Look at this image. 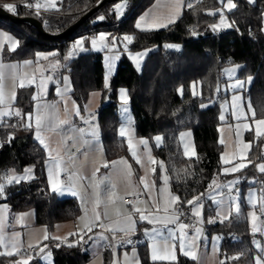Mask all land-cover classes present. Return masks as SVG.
<instances>
[{"label":"trees","instance_id":"trees-1","mask_svg":"<svg viewBox=\"0 0 264 264\" xmlns=\"http://www.w3.org/2000/svg\"><path fill=\"white\" fill-rule=\"evenodd\" d=\"M3 1L29 3L32 0H0ZM100 1L61 0L57 9L48 13L18 12L15 15L35 18L46 33L58 34ZM117 1L120 0L105 2L77 30L57 40L42 36L27 23L14 24L0 19V28L12 33L19 41L17 50L5 52L4 58L32 59L39 52L54 51L55 58L63 60L73 40L81 37L87 45V40L99 33H112L116 42L125 35L132 36V42L128 43L131 52L148 48L150 52L143 59L140 70L121 54L107 87L101 53L88 51L70 60L66 68L72 96L82 105L91 91L101 93L102 102L95 113L105 159L111 161L129 158L126 141L118 135L117 93L124 88L135 136L147 139L155 159L164 164L170 188L179 197L178 206L192 207L187 204L188 200L197 196L204 199L214 186V180H224L220 160L223 147L218 127L220 106L229 94H221L217 86L222 82V70L226 66L239 67L238 79L251 78L244 95L255 112V119L264 118V0L253 3L232 0L236 7L227 15L230 27L221 33L212 30L219 19V0H197L190 8L185 5L177 21L149 31L135 28V20L155 0H124L129 3V8L120 20L113 11ZM101 16L103 20L99 19ZM193 83L198 85L196 95L191 92ZM34 91L32 86L17 90L13 106L22 115L31 112ZM184 132H189L192 137V157L184 154L179 140ZM157 137H160V144L156 143ZM246 139L250 143L247 164L235 175L240 179L259 177L263 181L264 173L255 172L251 163L264 158V149H261L264 136L254 137L247 133ZM45 161V152L34 140L30 129L20 122L12 123L11 117L0 122V177L22 174L28 168L33 173V178L28 181L6 184L0 204H7L13 213L34 211L35 224L47 232L45 243L49 245L52 264H86L90 256L88 235L91 231L58 244L50 240L55 225L76 220L81 209L76 198H60L49 190ZM132 166L135 168L133 163ZM157 172L155 168L154 174ZM242 184L249 186L246 182ZM240 198L242 201V192ZM214 212L215 207L204 199L199 218L205 224L208 237L216 233L221 238L218 264H255V258L260 256L255 242L262 240L261 235L251 232L245 217L231 215L219 222L213 220ZM209 220L214 222L209 223ZM14 259L1 257L0 264H11ZM139 260L140 264H195L183 256L174 262L151 261L145 244L139 246ZM28 264L41 262L34 258ZM104 264H110L109 249L104 253Z\"/></svg>","mask_w":264,"mask_h":264},{"label":"crops","instance_id":"crops-1","mask_svg":"<svg viewBox=\"0 0 264 264\" xmlns=\"http://www.w3.org/2000/svg\"><path fill=\"white\" fill-rule=\"evenodd\" d=\"M41 5V8L46 11H52L57 9L58 3L61 0H37ZM221 2V7L218 9L219 19L214 25H219V27L214 28L212 26V30L215 33H221L226 29H229L230 24L227 18L228 13H230L234 8H227V0H219ZM170 0H155L143 13H141L135 20V28L137 21L141 16H146V21L150 23L153 19V16H159L163 19L164 23H167V18L174 13V9H170L166 5H168ZM126 5V1L124 2ZM181 8L177 19L180 17L183 7L185 6V0H181ZM125 6L122 9L121 15L122 17L116 19L120 20L125 15ZM114 11V9H113ZM115 14V12H114ZM221 15L224 17L225 24L221 25ZM172 24V23H170ZM168 24V25H170ZM167 25V26H168ZM227 25V26H226ZM142 27L146 28L147 24L142 25ZM165 28V27H162ZM162 28H152L150 30H158ZM140 31H149L142 30L137 28ZM0 32L7 33L12 36L15 40H18L12 33L0 28ZM98 35V34H97ZM97 35L90 37L86 42L83 38H76L70 43L69 49L66 53V56L63 60L55 58V52H39L43 54L42 56L35 55L32 59H23V60H6L4 58L5 52L13 53L14 51H10V44L8 41H2L3 50L0 52V63L7 65H17L15 71V76H13L12 69L8 67H4L0 69L4 73V95L5 102L4 104H0V112L11 111V115L0 116V122H2L6 118L17 117L15 112L17 109L13 106L16 93L19 88H24L28 86L34 87L35 91L33 93V103L31 109V127H28L27 124L28 116L27 114L18 117L20 124L28 128L32 131L34 140L38 143V145L44 150L46 161H45V175L47 179V185L51 192L55 193L57 197H74L78 200L80 205V215L74 220L77 225V221L87 220V225L93 223V207L94 201L96 200V196L94 192L96 191L95 185L100 184L99 192H100V204L96 208V211L101 214V221L98 223H103L105 228L102 229V234L99 233L101 239L103 238V247L100 249V252L95 255L97 260L92 262V258L94 256L90 255V239L88 244V252H89V260L86 264H104V253L107 249L110 250V264H113L114 261L118 262V264H125V254H127L128 264H134V261L139 260V246L145 244L148 252L149 259L151 261V253H152V239L149 235H145V230H149L151 232L153 229H159L163 232L165 237H168L167 246L169 252L174 253L175 259H166V260H155L162 262H174L180 256H183L187 259L193 260L191 256H185L184 251H180V235L181 230L179 228V224L183 223V221L179 218L174 223H149L148 220H140V213H136L134 208H139L142 213L148 214L149 219H152L154 215H158L161 218L166 215L176 214V209L178 207V201L175 203L169 204V213H164L163 211L156 213L155 205L156 202L159 201V207L163 209L164 201L169 199L170 196H175L172 192L169 179L167 184L164 182V176H167L165 166L162 162L157 161L153 156L151 151L150 143L145 138H140L135 136L134 132V124L130 113V118H127L125 125L120 118L119 115V105L117 106V112L120 118V125L118 127V135L121 138H124L126 141L129 158L120 157L111 161H107L105 159L102 141L99 136L98 126L93 128H87L83 132L78 131V128L75 124V120L81 115V113L86 111L97 112L98 108L101 105V93L99 91H91L88 95V98L85 103L79 105L77 101L72 96V85L69 77L68 70L66 68L68 62L81 54H84L88 51H93L95 53L103 52L104 47H101L98 43L96 47H93L91 41L93 38H96ZM83 39L82 47L84 50H80V47H75L77 40ZM98 40V38H96ZM117 43V42H116ZM118 44V43H117ZM18 48V47H17ZM16 48V50H17ZM15 50V51H16ZM119 50H122L119 47ZM69 52H72L71 57H68ZM120 55L123 53L120 51ZM54 54V55H49ZM102 54V53H101ZM124 54V53H123ZM119 55V56H120ZM103 56V54H102ZM113 57V56H112ZM114 58V57H113ZM111 58V62L112 61ZM118 58L115 59L116 67L118 63ZM25 61H32L31 64H25ZM59 61V63H57ZM116 70V69H115ZM238 74V71H237ZM237 74L235 78H237ZM223 76V74H222ZM67 78V81L65 80ZM21 80L24 83V87H20ZM226 79H222V82H226ZM246 84V83H245ZM244 86L242 88H225L224 94L228 93L229 97H233L235 95H241L245 97L244 93L248 89V86ZM121 89V88H120ZM14 94V95H13ZM124 95L127 100V92L124 90ZM118 101L121 98V91L118 90L117 93ZM35 97V98H34ZM122 100V99H121ZM119 103V102H118ZM129 104V102H128ZM45 105H54L55 107L51 110L54 115L58 117V120H67L66 124H59L58 121L55 123L53 128H49L45 126L42 130L41 137L44 140L42 144L40 140L36 138V123L35 118L37 114H45L46 109ZM243 107L246 108L245 102L243 101ZM77 109L79 114L77 115ZM130 109V107H129ZM253 113V110H252ZM239 123H235L233 121L232 115L227 119L225 128L232 127L228 133H231V136L234 137L237 141V159L233 160L230 163H222L223 169L221 170V175L224 177L225 181L228 178H232L238 171H229L228 173L224 172L225 168L232 169L233 167H237L239 165H244L239 169V171L244 168L247 164V157L250 151V143L246 139L247 133H252L254 137H257L255 134L256 125L250 116L247 113V117L245 119H238ZM221 124V123H220ZM248 124L250 128H245L244 125ZM224 125V124H223ZM222 126V125H221ZM220 126V127H221ZM218 127V137L220 138L221 130L219 131ZM124 129L125 134L122 136L120 134L121 129ZM227 131V130H226ZM227 133V134H228ZM229 135V134H228ZM230 136V135H229ZM231 137V138H232ZM179 140L181 142V146L183 148L184 154L187 157L194 156V147L192 142V137L189 132L181 133L179 136ZM160 141V140H159ZM156 143L159 144L160 142ZM220 141V140H219ZM143 142H146L143 143ZM47 145V147H45ZM223 147V145H222ZM224 150V149H223ZM222 150V152H223ZM133 152L136 153V156H133ZM137 159L140 160V163H137ZM154 161V162H153ZM132 163L135 165L133 168ZM161 164L163 167H161ZM59 165V166H57ZM128 166L131 167V175H127ZM155 168L158 169L157 174L155 175ZM31 171L26 173V171L22 174H16L17 177H24L26 175L29 179L20 181H28L33 178L32 169L28 168ZM98 169V171H97ZM93 172L96 173L95 177H93ZM51 173V177H50ZM58 174V175H57ZM11 175V174H10ZM69 175L72 176V180L69 181ZM65 176V183L61 182V177ZM168 177V176H167ZM86 178V179H85ZM141 178H143L144 183L149 185V188H145L144 183H141ZM55 179L59 182V187L56 191H53L51 180ZM19 181V182H20ZM220 181V180H219ZM154 182V186H153ZM113 185L115 187H113ZM69 186L72 187V191L66 190ZM263 186V185H262ZM234 187V186H233ZM166 189L163 193H160V189ZM235 188H233L234 190ZM232 190V191H233ZM73 191L76 193L73 195ZM142 194L143 199L141 201L132 202L130 205L123 201V198L130 196L132 194ZM210 193V192H209ZM208 193V194H209ZM207 194V195H208ZM204 199L207 200V197ZM204 199L199 200V205L201 207L204 203ZM209 200V199H208ZM210 201V200H209ZM7 217L4 223L0 222L2 225L3 234L6 238L12 236L14 233L19 234L15 237L16 248H12L10 244L6 243L0 245V258L1 257H15L12 260L11 264H22L23 261L27 260L29 263L34 258H38L41 261V257H36L37 248L45 243L47 239H45V235L47 234L46 230L42 226H38L35 224V214L30 213L29 211L22 213H13L10 207L7 204ZM193 207V206H192ZM107 211V217H104V212ZM121 215H118L117 213ZM21 214L23 215V219H21ZM131 214L133 216L135 223L134 232H130L127 235L117 231L115 233V239H113V233L108 231V227L119 228L123 225L122 223H118V221H122L123 216ZM260 220V219H259ZM1 221V220H0ZM201 224H198L192 228H186L183 230L184 233V250H188L189 244H193V249L191 251H195L197 255V259L193 260L195 264H201L202 256L201 251L204 246H206L204 240L205 237L209 240L211 236H207L206 232H203L202 224H204L202 218H200ZM58 223L55 225L53 231L50 233V240H53L55 244L60 242H64L66 239H60V236H63L65 232V224ZM77 227V226H76ZM87 228V227H86ZM100 227L96 228L97 230ZM196 228L201 229V233L198 238L193 240V237L196 236ZM95 228L92 227V230ZM168 229H172L175 235V239L169 236ZM89 232L87 229L84 233ZM83 233V234H84ZM72 234V233H71ZM73 237V235H71ZM261 236L264 235V230L259 233ZM82 235V234H81ZM81 235H77L76 237H80ZM59 239H56V238ZM107 237L108 239H104ZM62 238V237H61ZM128 239L132 240L131 244L126 243ZM159 240L160 237H157ZM205 243V244H204ZM26 247V249L34 248V251L31 252V257L26 258V256L30 255L23 254L22 250ZM177 248V251L175 249ZM219 248V247H218ZM207 250L209 248L207 246ZM11 252L12 255H8ZM209 253V252H207ZM99 259V260H98ZM49 260V259H48ZM99 261V262H98ZM112 262V263H111Z\"/></svg>","mask_w":264,"mask_h":264},{"label":"snow or ice","instance_id":"snow-or-ice-1","mask_svg":"<svg viewBox=\"0 0 264 264\" xmlns=\"http://www.w3.org/2000/svg\"><path fill=\"white\" fill-rule=\"evenodd\" d=\"M25 6L26 7H35L37 9V12H39V9L41 8V5L39 3L26 4ZM166 6L169 7L170 9H174V13L167 18V23H164L163 19L161 17H159V16H153L152 21L150 23H148L146 21V16L148 14H145V16H141L140 19L137 21L136 27L140 28L142 30H150L152 28L167 27L168 24L174 23L175 19L179 15L180 8L182 6L181 5V0H170L169 4L166 5ZM187 6L189 8L192 7L191 4H188ZM226 6H227V8L229 10L234 8V7H236V5L232 2V0H227V5ZM3 7H5L7 10H9L11 12H15V9H16L17 5L8 4V5H4ZM123 7H124L123 4H118L116 6V12L118 14L121 13ZM212 14H215V13H212ZM99 19L103 20L104 17L101 16V17H99ZM220 23H221V25L225 24L224 17L222 15H221ZM144 24H147L146 28L142 27V25H144ZM213 27L216 28V27H219V25H214ZM107 35L108 34H106V33H100L98 40L96 38H93L92 41H91L93 47H96L98 43L100 44L101 47H108V45L104 43V41L107 38ZM116 40H117L116 37H112V45L113 46L115 45ZM123 40L127 41L128 43H131L132 40H133V37L130 36V35H125L123 37ZM2 41H8L9 42V44H10L9 50L10 51H15L16 48L19 46V41L18 40H15L12 36L8 35L7 33L0 32V52H2V50H3ZM82 43H83V39L77 40L76 44L74 45V48L75 47H80V50H84L83 47H82ZM42 55L43 54H41V53L37 54V56H42ZM49 55H54V54H49ZM71 55H72V52H69L68 57H66V59L71 57ZM116 58H118V57H114L113 59H116ZM133 59H136V57H133ZM24 63L25 64H31L32 61H25ZM57 63H59V61H57ZM4 67H8V68L12 69L13 71H12L11 74L13 76H15V71L14 70L17 68V65H7V66H5L4 64L0 63V69H3ZM109 68H111V64H109ZM235 70L236 69H229V70H226V71L229 73V76H231L235 72ZM65 80L67 81V78H65ZM250 80H251V78L249 77V81ZM3 81H4V73H3V71H0V104H4V102H5L4 83H3ZM243 83L244 82H242V81L237 79L235 81V83L233 85H231V87H233V88L243 87ZM19 86L20 87H24L25 86L22 80H21ZM121 99L123 100V102L125 104L128 103V100H127L126 96L124 95L123 90L121 92ZM241 100H242V97L240 95H235V96L232 97L233 108L234 109L238 107V103L237 102H240ZM44 107L46 109L45 114H37V116L35 118L36 138L38 140H40V142L42 144L44 143V140L41 137V133H42V130H43V128L45 126H47V127H49L51 129V128L54 127V125H55V123L57 121L61 125L67 123V120H58V117L52 113L51 110L55 107L54 105H45ZM125 111H127V109H125ZM78 114H79V111L77 109V115ZM4 115H11V111L9 110L7 112H0V116H4ZM15 115L17 117H20L21 116V112L19 110H17L15 112ZM240 115H243V112H241ZM27 116H28V121H29L27 126L31 127L30 121H31V118H32V114L29 113V114H27ZM221 118L223 119V117H221ZM252 119H253V121H254V123L256 125V128H255L256 136L257 137L264 136V118L255 119V112L253 111ZM244 127L245 128H250V126L248 124H245ZM78 131L83 132L84 130L83 129H78ZM120 134L122 136L125 134L123 128L121 129ZM156 139H157V141H159L160 137H157ZM143 143L146 144V142H143ZM45 147H47V145H45ZM133 156L134 157L136 156L135 152H133ZM222 160L226 164L229 163V161H228V159L226 157L222 156ZM137 163H140L139 159H137ZM57 166H59V165H57ZM243 166L244 165H239L237 167H233L231 170L228 169V168H225L224 172L228 173L229 171H239V169L241 167H243ZM161 167H163L162 164H161ZM258 168H259L260 172L264 173V163L258 165ZM25 171H26V173H28L31 170L30 169H26ZM97 171H98V169H97ZM153 171H155V170L153 169ZM95 175H96V173L93 172V177H95ZM127 175H129V176L131 175V167L130 166H128ZM50 177H51V173H50ZM21 179H24V177H17L15 175H6L4 177H0V196L3 195L4 188H5L6 184H12L14 182L15 183H19V181ZM71 180H72V176L69 175V181H71ZM51 182H52V186H53L52 190L56 191L57 188L59 187V182L57 180H55V179H52ZM164 182H165V184H167V182H168V177L167 176H164ZM141 183H144L143 178H141ZM235 183H236L235 181H230L227 185L221 186V185H217L215 180L212 182L213 185H216L217 189H219L221 187H227L228 188V199L232 203H235V197H233L231 195L232 189H233V186H234ZM144 186H145V188H149V185L147 183H144ZM153 186H154V182H153ZM211 186L212 185H210V187ZM113 187H115V186L113 185ZM95 188H96V191L94 192V195L96 196V200L94 201V207H93V223L90 224V225H86L88 231H92V227L93 226H98L100 228H105V225L103 223H98L99 221H101V214L96 211V208L100 204V199H99V197H100V192H99L100 184L99 183L96 184ZM66 190L72 191V187L69 186ZM165 190L166 189L161 188L160 189V193H163ZM75 194L76 193L73 191V195H75ZM217 194L221 197V199L215 201V203H217V205L219 206V205L223 204L224 193L223 192H218ZM201 195H203V194H201ZM254 196H255L254 193H250V196H249L250 201L253 200ZM178 200H179L178 196H170L169 199L164 201L163 209H161L159 207V201H157L156 205H155L156 213H159L161 211H163L166 214L169 213V207H168L169 204L175 203ZM199 200H200V197L197 196V197H193L192 200H188L187 201L188 205H192L193 206V214L195 216H197V217H201L202 216V211H201V207L199 205ZM261 201H262V203H261V211L264 212V197L261 198ZM231 206H232V204L230 203V207ZM255 206H256L255 203H253V207H255ZM235 207H236V211L239 212V204L238 203H235ZM134 211L136 213H140V220H148L149 223H154V222H158V223H174L176 220L179 219V217L176 216L174 213L170 214V215H166L163 218H161L158 215H154L152 219H149V215L145 214V213H142L139 208H134ZM117 214L121 215L119 212ZM23 215L24 214H21V219H23ZM103 215H104V217H107V211H105ZM224 219H228V217L225 216ZM255 219H256V217L253 214V220H255ZM212 222H214V221L213 220H209V223H212ZM221 222H223V221H221ZM118 223H122L125 226H122V227H119V228H112L111 226H109L108 229H107L108 231H111L113 233V239H115V233L117 231L127 235L128 233L134 232V230H135V223L136 222L134 221L133 216L131 214L123 216L122 221H118ZM189 226L190 225L184 224V223H180L179 224V228L181 230V235L179 237L180 242H181V249H182V251H184V255L185 256H191V258L193 260H196L197 259V255H196L195 251L184 250V233H183V230L188 228ZM256 230L257 229L254 226L253 227V231L255 232ZM195 231H196V236L193 237V240H195L196 238L199 237V235L201 233V229L200 228H196ZM168 232H169V236H171L173 239L176 238L172 229H168ZM18 235L19 234H15L14 233L12 236L8 237L7 241H6V238H5L4 234H3L2 225H0V245L8 243V244H10V246L12 248H16L17 244H16V241H15V237L18 236ZM71 235H74V233L71 234ZM145 235H149L151 237L152 241H153V243H152V253H151L152 260L155 261V260H166V259L174 260L175 259L174 253L169 252V249H168V246H167L168 237H165L161 230L153 229L151 232H149V230L146 229L145 230ZM157 237H160V239L158 240ZM44 238L48 239L47 234L45 235ZM56 239H59V238L57 237ZM104 239H108V238L104 237ZM126 243L131 244L132 240L128 239L126 241ZM256 246H257V248H260L261 252H264V246H262L260 244V242H256ZM190 247H191V245H190ZM8 255H12V253L9 252ZM22 264H28L27 260L23 261ZM113 264H118V262L114 261ZM125 264H128L127 254H125ZM134 264H139V261L138 260L134 261ZM256 264H264V260H261L260 257H257Z\"/></svg>","mask_w":264,"mask_h":264},{"label":"rangeland","instance_id":"rangeland-1","mask_svg":"<svg viewBox=\"0 0 264 264\" xmlns=\"http://www.w3.org/2000/svg\"><path fill=\"white\" fill-rule=\"evenodd\" d=\"M197 0H185V5L188 4H194ZM4 2V1H3ZM124 0H120L117 1L114 5H113V9L115 12V15L117 18L122 17L121 13H117L116 12V6L118 4H124ZM247 2L249 3H253L254 0H247ZM7 3H14V2H7ZM262 31L264 32V12L262 14ZM100 34V33H99ZM99 34L96 36V38H99ZM106 34H110V33H106ZM107 35V36H108ZM124 37V36H123ZM123 37L121 39L118 40V44L115 43L114 46L111 47V51L109 53H104L101 52L103 54L102 56V60H103V67H104V85L105 87H107L109 85L110 79L112 77V75L115 73V69H116V62L115 59H112L113 62H111V58L113 57H118V59L120 58V51H122L126 57L133 63V65L135 66V68L137 70L141 69L142 63H143V59L145 58V56L150 52V50L147 49H143L141 51L138 52H131L128 49V42L123 40ZM119 47H121L122 50H119ZM122 53V54H123ZM139 54V55H138ZM120 55V56H119ZM113 56V57H112ZM133 57H136V59H133ZM117 59V58H116ZM109 64H111V68H109ZM238 68L236 65L233 66H226L223 70H222V79H226L227 81L221 82L218 86H217V90L221 92V94H224L225 88L228 87L229 89L231 88V85H233L235 83V81L238 78H235ZM229 69H236L235 72L229 76V73L226 70ZM246 86H248L249 84V78L246 77L244 79H238ZM233 88V87H232ZM237 88H242V87H236L234 89ZM124 92V88L119 89V91ZM191 92L196 95L198 93V85H196L195 83H193L191 85ZM241 96V95H240ZM242 97V100L238 103V107L237 108H233V101H232V96L226 97V100L221 104L220 106V115H219V121L221 122V124L219 125V131L221 130L220 133V143L223 145V152L221 154L220 160L222 163H224V161L222 160V156L226 157L230 162H232L233 160L237 159V141L234 137L231 136V133H228V131L231 130L232 127H228L229 129L225 128L224 126L226 125V121L227 119L230 117V115H232L233 121L235 123H239L237 122L238 119H245V117H247V113L252 116V108L248 102V99L246 97ZM243 101L245 102V106L246 108L243 107ZM118 105H119V115L121 120L123 121V124L125 125V122L127 120V118H130V109H129V104H125L123 102V100L118 101ZM125 109H127V111H125ZM243 112V115H240V113ZM223 117V119L221 118ZM224 124V125H223ZM227 130V131H226ZM230 135H228V134ZM232 137V138H231ZM160 142V141H159ZM160 144V143H159ZM264 163V158L262 161L258 162V165ZM257 165V172L259 171ZM11 175H16L14 173H11ZM29 179V175L28 177L26 175H24V180ZM230 181H235V182H241V179L237 176H232V178H228L225 181H219L216 180V184L217 185H221V186H225L227 185ZM256 181L255 178H249L248 179V185L247 187H244L243 184L241 183L239 188L234 189V194L231 193V195L233 197H235V203L239 204V212L236 211V207H235V203H232L229 201L228 199V188L227 187H221L219 189L216 188V185H214L211 190L210 193L206 196L207 199L210 200L211 205L215 207V214L213 217L214 221H224L227 219H224L225 216L231 217V215H234L236 218L239 217H245V219L248 222L249 228L251 230V232L253 233H261V231L264 230V219L263 220H259V216L260 214L263 215L264 217V212L261 211V198L264 197V177H263V186L261 187H257L255 185H253V183ZM234 188V187H233ZM233 190V189H232ZM218 192H223L224 193V197H223V204L222 205H217V203H215L216 200L221 199V197L217 194ZM240 192H242V201L240 198ZM250 193H254L255 196L253 198V200L250 201L249 196ZM230 203L232 204V206L230 207ZM253 203H255V207H253ZM30 213H33V210L29 211ZM7 207L5 205H0V222L4 223L7 217ZM253 214L255 215L256 219L253 220ZM77 225L75 224L74 221L72 222H68L67 224H65L64 226H66L65 232L63 234V236H60V239H68L70 236V234L74 233L73 237L75 238L77 235H81L84 233V231L87 229L86 225H87V220L84 219V221H77ZM77 226V227H76ZM255 226V228L257 229L255 232L253 231V227ZM99 233L102 234V229L99 228L92 230L89 235H88V239H90L91 241V245H90V255L94 256L92 258V262H94V260H97L95 257V255H97L100 252V249H102L103 247V238L101 239V236L99 235ZM62 237V238H61ZM81 237V236H80ZM262 240H257L256 242H260V244L262 246H264V235L261 236ZM221 238L218 234H212L211 238L208 240L205 237L204 243L206 246H204L202 248L201 251V256H202V262L201 264H218L219 260L217 258V252H218V247L220 244ZM256 242H255V246H256ZM181 245V244H180ZM191 245V248H188L189 251H191L193 249V244H189V247ZM207 246L209 248V251L207 250ZM26 249V247H24ZM257 248V246H256ZM260 251V257L261 260H264V252H261L260 248H257ZM175 251H177V248L175 249ZM180 251H182L181 246H180ZM183 252V251H182ZM209 252V253H207ZM31 253L30 255L26 256V258L31 257ZM36 257H41V261L43 264H52V256L49 250V245L47 243H44L43 245L39 246L37 248V252H36ZM255 258V264H256V259ZM49 259V260H48ZM99 260V259H98ZM99 262V261H98ZM112 263V262H111Z\"/></svg>","mask_w":264,"mask_h":264},{"label":"built area","instance_id":"built-area-1","mask_svg":"<svg viewBox=\"0 0 264 264\" xmlns=\"http://www.w3.org/2000/svg\"><path fill=\"white\" fill-rule=\"evenodd\" d=\"M35 3H38L37 0H32L31 2L29 3H7V2H0V7L5 9L6 11H8L9 13L15 15L16 13L18 12H34V13H48V11L40 8L39 9V12H37V9L35 7H26L25 5L26 4H35ZM8 4H15L17 5L16 9H15V12H11L9 10H7L5 7H3L4 5H8ZM125 13L127 11V9L129 8V3H126L125 5ZM112 37H115L112 33H110L106 40L104 41L105 44L108 45V47H104L103 49V52L104 53H109L111 51V47L113 46L112 45ZM220 60V59H218ZM11 122L16 124L19 122V119L18 117H12L11 118ZM75 124L77 126L78 129H87V128H93V127H96L97 126V117H96V113L95 112H91V111H86V112H83L81 113V115L75 120ZM261 149H264V139H263V142H262V145H261ZM258 160H254L251 164H252V168L255 172H257V165H258ZM256 181L253 183V185L257 186V187H261L262 186V181L259 177L255 178ZM66 181V177L65 176H62L61 177V182L65 183ZM248 183V179L244 176L241 178V182H236L234 184V188H239L241 183ZM234 190L232 191V194H234ZM143 199V195L142 194H139V193H136V194H132L130 196H127L125 198H123V201L127 204H131L132 202H138V201H141ZM176 214L177 216L183 221L184 224H188L190 225L188 228H192V227H195L197 226L198 224H201L200 222V218L195 216L193 214V207H186V206H178L177 209H176ZM259 219L260 220H263L264 217L263 215L260 214L259 216ZM95 229L98 228V226H93ZM202 229H203V232L205 233L206 232V229H205V225L202 224ZM34 251V248H30V249H24L22 250V253L25 254V253H31Z\"/></svg>","mask_w":264,"mask_h":264},{"label":"water","instance_id":"water-1","mask_svg":"<svg viewBox=\"0 0 264 264\" xmlns=\"http://www.w3.org/2000/svg\"><path fill=\"white\" fill-rule=\"evenodd\" d=\"M107 1H113V0H101L94 7H92L88 12L82 15L77 21H75L72 25H70L68 28H66L64 31L58 34L46 33L44 31L42 24L35 18L19 17V16L9 13L8 11H6L5 9L1 7H0V19L9 20L10 22L14 24L27 23L30 27L38 30L42 36L48 39L57 40V39H62L66 37L67 35L73 33L75 30H77L89 17H91Z\"/></svg>","mask_w":264,"mask_h":264}]
</instances>
